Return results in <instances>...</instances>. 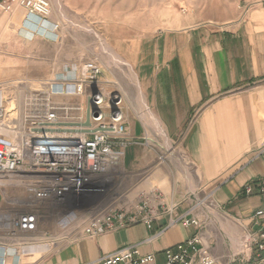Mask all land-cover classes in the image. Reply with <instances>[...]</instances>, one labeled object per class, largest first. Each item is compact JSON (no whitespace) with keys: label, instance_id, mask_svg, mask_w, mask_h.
Returning a JSON list of instances; mask_svg holds the SVG:
<instances>
[{"label":"crops","instance_id":"1","mask_svg":"<svg viewBox=\"0 0 264 264\" xmlns=\"http://www.w3.org/2000/svg\"><path fill=\"white\" fill-rule=\"evenodd\" d=\"M243 5L235 7L218 28L182 29L178 20L180 28L159 30L156 42L133 41L124 49V60L135 73L145 102L140 99L135 109L131 98L122 95L127 105L126 137L134 142L122 164L109 174L125 183L130 204L142 192H154L150 198L154 204L158 195L163 197L164 209L153 229L137 224L91 238L81 223L64 230L56 222L40 227V233L51 238L19 249L16 256L0 249V264H87L130 245H139L143 255L154 254L153 264H165L166 250L195 236L217 264H225L223 259L231 263L241 255L231 247L230 229L249 237L250 246L261 242L264 216L255 215L264 211V0H246ZM25 21L23 10L0 11V102L4 96L12 99L17 93L25 98L48 83L73 78L86 62L83 53H72L67 62L61 59L60 63L53 54L42 57L38 46L55 42L63 49L64 36L72 29L63 27L51 34L40 26L35 28L34 20H28V29ZM51 21L61 24L54 17ZM140 29L141 35L147 31L144 26ZM53 65L63 70L51 72ZM100 82L105 89L112 83L104 74ZM55 101L85 105L83 98ZM146 115L155 118L161 136L179 144L184 158L171 161L170 167L164 166L168 162L158 164L147 142L142 143L146 135L158 134ZM18 187L23 185L10 183L3 189ZM203 200L199 211L206 221L201 227L178 224L168 228L175 214L186 213ZM171 206L176 207L174 215L166 213ZM8 209L0 191V214ZM214 211L221 214L216 224L211 219Z\"/></svg>","mask_w":264,"mask_h":264},{"label":"built area","instance_id":"2","mask_svg":"<svg viewBox=\"0 0 264 264\" xmlns=\"http://www.w3.org/2000/svg\"><path fill=\"white\" fill-rule=\"evenodd\" d=\"M18 9L25 12L28 29V20H34L38 23L35 28L40 26L45 32L54 34L60 30V24L51 21L54 15L52 0H0L3 13L12 14ZM102 73L101 65L89 60L73 78L53 81L44 89L27 94L24 111L18 116L16 125L10 116L11 110L0 102V191L10 183H20L35 200L57 202L100 192L97 188L101 183L99 178L122 164L132 144L126 137L123 97L107 94L100 82ZM55 98H83L85 105L58 103ZM89 108L95 109L90 129L56 126L85 123ZM75 130L84 133H73ZM247 192L251 193L252 189ZM162 199L158 195L154 204V200L145 197L134 206L110 208L92 217L71 211L57 223L64 230L81 223L85 234L91 238L137 224L152 230L154 221L164 209ZM202 206L204 200L186 213L175 214L168 228L178 224L186 228L201 227L206 221L199 211ZM175 208L171 206L166 213L174 215ZM262 216L264 211H259L255 218ZM11 221V216L0 214V231L3 232L0 249L5 254L12 252L16 256L21 245L51 238L49 234L40 233L35 213L19 217L14 224ZM18 232L31 236L20 241ZM260 239L257 251L263 252L264 234ZM155 260L154 254L143 255L139 245H130L87 264H153ZM165 264H217V261L205 249L201 238L195 236L166 250Z\"/></svg>","mask_w":264,"mask_h":264},{"label":"rangeland","instance_id":"3","mask_svg":"<svg viewBox=\"0 0 264 264\" xmlns=\"http://www.w3.org/2000/svg\"><path fill=\"white\" fill-rule=\"evenodd\" d=\"M245 2L246 0H52L53 17L61 22L60 28L64 27L72 29V31H70L71 34L64 36L63 49H60V46L55 42H49L45 47L44 45L38 46L37 52L42 57L45 54H53L54 58L58 56L59 63L61 59L63 62H67L68 58L66 57L72 53L74 55L83 53L86 57L84 62L96 60L102 67V74L112 81L110 87L106 89L107 94L120 96L125 94L131 98L129 102L133 101L131 107L137 109L136 103L140 100L139 90L131 78V74L135 73L129 69L127 63L117 65L113 55L119 56L118 58L125 62L124 49L129 43L141 40L156 42L160 36L159 30L169 32L179 29L180 27L176 25L178 20L181 21L182 29L183 27L204 28L208 26L218 28L222 25V19H226V16L235 10V7L244 6ZM73 7L77 9L74 10ZM187 24L190 25L187 26ZM142 26L147 29L143 35L140 34ZM58 49H60L59 52ZM58 65L50 67L51 72L62 71L63 68ZM22 86L20 84L18 87ZM34 88L39 89L40 86L36 85ZM19 97L20 95L14 93L12 99H4L5 96L1 99L5 107L11 110L10 116L15 125L18 123L17 119L21 111H24L26 101V97ZM138 104L140 105V103ZM126 106L123 101V111H126ZM147 132L150 134L149 130ZM153 133V137L146 135L142 143L147 142V148L152 152L158 164L168 162L164 166L170 167L171 161L179 160L180 157L184 158V153L180 150L178 143L171 139H165L166 137L161 136V132ZM6 138L12 139L10 136ZM99 180L101 183L97 185L100 191L98 194L83 196L79 199H68L65 202L37 201L25 192L24 187L3 189L2 193L7 198L8 208H10L5 212V215L11 216V222L14 224L19 217L35 213L39 218V225L43 229L53 226L59 218L71 211H78L82 215L86 214V216L92 217L104 213L110 208L134 206L141 199L151 198V195L154 194V192L151 194L142 192L137 195L136 199H132L130 204V194L127 193L123 181L116 177L112 178L110 174L101 176ZM156 194L161 193L157 192ZM215 214L218 212L214 211L211 216L213 224H216L215 219L221 218L219 216L221 214H218L219 217ZM216 229L219 231L218 227ZM12 230L16 231L13 227ZM2 233L0 231V235ZM18 235L20 241L22 238L31 236L23 232H18ZM230 237L232 238L231 247L236 250L235 237L231 232ZM26 246L24 244L19 248L23 250ZM256 247L257 244L252 243L250 251H247L246 248L243 251H238L241 255L231 259V263L229 258L223 259V261L225 264H264V259L261 257L262 252L256 251ZM216 249L213 244L211 251L214 252Z\"/></svg>","mask_w":264,"mask_h":264},{"label":"bare ground","instance_id":"4","mask_svg":"<svg viewBox=\"0 0 264 264\" xmlns=\"http://www.w3.org/2000/svg\"><path fill=\"white\" fill-rule=\"evenodd\" d=\"M88 30V29H87ZM30 36V35H29ZM98 37V36H97ZM28 38V37H27ZM30 39V38H29ZM100 39V38H99ZM104 46V45H103ZM108 46V45H107ZM106 48V47H105ZM109 48V47H108ZM113 53V52H112ZM111 57V56H110ZM112 57H114V59H115V61H116V63H117V65H124V64H126V62H124L123 60H121V58H118L119 56H112ZM113 59V58H112ZM128 67H129V69L131 70V71H133L132 70V68L128 65ZM131 78H133V81L135 82V85H136V87L138 88V90H139V97H140V99L143 101V96H142V94H141V92H140V88H139V83H138V81H137V78H136V75L135 74H131ZM140 100V101H141ZM143 102H145V101H143ZM142 107L145 109V111L146 112H148L147 111V108H146V106H145V104L143 103L142 104ZM153 116V115H152ZM145 118H146V121L148 122V123H150V124H154L153 122H154V119H153V117H151L150 115H146L145 116ZM156 122V121H155ZM154 126L158 129V132H160L161 130L159 129V127L157 126V125H155L154 124ZM161 127V126H160ZM160 134H162V132L160 133ZM163 135V134H162ZM168 146H169V148H170V145L168 144ZM169 150H171V149H169ZM220 223H221V221H220ZM224 224V223H223ZM222 225V224H221ZM223 226V225H222ZM228 226V225H227ZM230 232L233 234V236L235 237V243H236V247H237V251H243V249L244 248H246V250L247 251H250V239H249V237H245V236H243V237H240L239 236V234H238V232H236V230H234V229H230ZM3 251V250H2Z\"/></svg>","mask_w":264,"mask_h":264},{"label":"water","instance_id":"5","mask_svg":"<svg viewBox=\"0 0 264 264\" xmlns=\"http://www.w3.org/2000/svg\"><path fill=\"white\" fill-rule=\"evenodd\" d=\"M94 112H95V109H93V108H89L87 110L86 122L83 123V124H74V123H71V124H57L56 126L57 127H70V128H75V129H87V128L90 129L91 128V122H90L91 114H93ZM81 132H82V130L73 131V133H81ZM82 133H84V131Z\"/></svg>","mask_w":264,"mask_h":264}]
</instances>
